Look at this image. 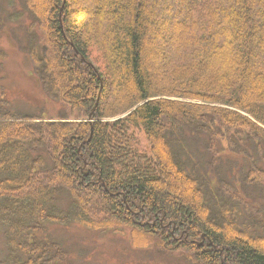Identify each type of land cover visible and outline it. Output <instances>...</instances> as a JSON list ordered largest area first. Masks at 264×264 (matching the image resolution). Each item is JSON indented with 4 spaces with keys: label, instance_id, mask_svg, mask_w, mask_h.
Returning <instances> with one entry per match:
<instances>
[{
    "label": "trees",
    "instance_id": "trees-1",
    "mask_svg": "<svg viewBox=\"0 0 264 264\" xmlns=\"http://www.w3.org/2000/svg\"><path fill=\"white\" fill-rule=\"evenodd\" d=\"M87 1L0 0V38L64 107L14 113L0 84V264H70L49 227L72 224L130 225L196 264H264V0H93L92 21Z\"/></svg>",
    "mask_w": 264,
    "mask_h": 264
},
{
    "label": "rangeland",
    "instance_id": "rangeland-1",
    "mask_svg": "<svg viewBox=\"0 0 264 264\" xmlns=\"http://www.w3.org/2000/svg\"><path fill=\"white\" fill-rule=\"evenodd\" d=\"M93 3V0L77 3L75 8H81V10L88 8L87 12H79L78 16L92 21L98 14ZM165 8L167 12L165 11L163 14L158 12L157 15H162V18L166 17L167 19V16L170 17L175 13L176 3L168 2ZM19 34L22 36L21 31ZM150 39L151 37L148 41ZM0 48L7 53V57L4 59L5 78L0 84L5 88V96L10 103L11 110L14 113L15 111L26 113V115L28 113L42 115H57L59 113L63 115L64 107L61 103L55 104L46 101L41 84L36 80L38 85H35L34 80L28 74L31 66L27 56L20 53L15 45L13 46L5 37L0 38ZM148 48L149 44L147 43V54L149 53ZM94 50L97 48L91 49V59L97 67L99 66L103 72H106V64L102 55ZM53 68L55 74L58 66L53 63ZM163 98L180 101L179 95L163 96ZM59 114L57 117L61 116ZM108 120L115 121L117 119ZM134 137L140 146L149 144L140 129L136 130ZM49 230L53 235L50 237L53 240H55L54 238L60 240L69 251L70 264H196L191 256L182 253V249H180V254H171L151 243L153 237L144 240L138 238L130 225L107 227L103 230L79 224L54 225L49 227ZM7 250L4 228L0 225V261L6 256Z\"/></svg>",
    "mask_w": 264,
    "mask_h": 264
},
{
    "label": "bare ground",
    "instance_id": "bare-ground-1",
    "mask_svg": "<svg viewBox=\"0 0 264 264\" xmlns=\"http://www.w3.org/2000/svg\"><path fill=\"white\" fill-rule=\"evenodd\" d=\"M143 104V102L142 103H140V104H138L135 108H137V107H139L140 105H142ZM134 108V109H135ZM22 115H24V114H22ZM93 120H91V118H90V122H92ZM209 201H211V202H215L213 199H209ZM238 209H239V211L243 214V215H247V208H246V206L245 205H243V204H240V203H236V205H235ZM187 237H188V233H187ZM189 238V237H188ZM182 239L180 238V241H181ZM186 241H188L189 243L191 242L190 241V239H185ZM198 247H200L201 246V243H197L196 244ZM172 246V245H171ZM170 247V246H169ZM180 247H181V245H180ZM171 248V247H170ZM174 248V247H173ZM220 264H223V262L222 263H220Z\"/></svg>",
    "mask_w": 264,
    "mask_h": 264
},
{
    "label": "water",
    "instance_id": "water-1",
    "mask_svg": "<svg viewBox=\"0 0 264 264\" xmlns=\"http://www.w3.org/2000/svg\"><path fill=\"white\" fill-rule=\"evenodd\" d=\"M60 15H61V20H62V10H61V13H60ZM61 26H62V28H63V24L61 23ZM71 42V41H70ZM72 43V42H71ZM73 44V43H72Z\"/></svg>",
    "mask_w": 264,
    "mask_h": 264
}]
</instances>
